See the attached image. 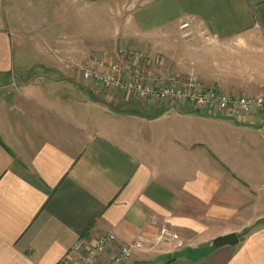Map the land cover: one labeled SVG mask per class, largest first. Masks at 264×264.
Wrapping results in <instances>:
<instances>
[{
	"label": "crops",
	"instance_id": "obj_1",
	"mask_svg": "<svg viewBox=\"0 0 264 264\" xmlns=\"http://www.w3.org/2000/svg\"><path fill=\"white\" fill-rule=\"evenodd\" d=\"M187 20L201 82L264 87V0H0V264H60L79 239L114 234L106 258L161 227L184 247L147 244L126 264H264V225L243 233L230 219L246 197L261 198L264 127L213 125L166 105L152 118L53 59L151 55L149 42H178ZM209 65L215 77L202 72ZM230 234L237 245L212 246Z\"/></svg>",
	"mask_w": 264,
	"mask_h": 264
},
{
	"label": "rangeland",
	"instance_id": "obj_2",
	"mask_svg": "<svg viewBox=\"0 0 264 264\" xmlns=\"http://www.w3.org/2000/svg\"><path fill=\"white\" fill-rule=\"evenodd\" d=\"M177 39H178V37H177ZM175 40H173V44H175V45H173V44L169 45L170 42H167L166 43L167 46L165 47V45H164V48L161 47V45L156 43V42H153V41L149 42L152 46V51H153V54H151V55L142 53L140 51H132L131 52V51H120L119 50L118 55H117L118 60L113 59L112 62H106L105 61V62L101 63L100 61H98L96 63L91 62V64H77V63H74L71 59H69V57L66 59L65 56H61V54L59 52H55L52 55H53V59L55 61H59L61 63H64L67 66L70 65L71 68H74V70L73 69H71V70H73V72L77 76H79L82 80H84L82 76H83V73L85 72L84 70H86V69H96L97 71H99V73L100 72L105 73L107 71V68L110 65L118 64L121 67H127V68H131L133 71L134 70L137 71L141 76H144V78L147 79L148 81H150L151 83H155L156 81L167 79L168 76H173V77H176L177 79L184 81L188 78V76L193 75L196 78L199 85L201 86V88L203 90H206V91L213 90V91H217V92H221V93H226V94H229V95L235 96V97H237V96L254 97L257 94L264 92V87H261V89H258V87H255V86H251V85L240 86V85H237V83L232 84L231 86H217V85L209 83L208 81H207L208 84L205 83L204 80H203V82H201L200 79L196 76L197 73L195 71V63L192 60L193 59L192 54L201 53L200 49L197 48L195 46V44L192 43V41L183 39L182 36H179L178 42H176L177 40L176 41ZM66 41L70 43V46L72 45L73 47L74 46L76 47L78 45L77 39L72 38V39H69ZM104 47L105 46L103 44L102 48H104ZM105 54L106 55L102 54L100 57L103 58L104 56H112L113 55V54L109 55V51H107V53H105ZM211 69L212 68L210 65H209V68H207V69H206V67L202 66V72L203 73H208V74H210L209 76L215 77L216 73H213V71ZM209 76L207 77L208 79H210ZM149 78H151V79H149ZM86 82L94 83V84L98 85L97 87L102 88L104 90L105 89L106 90L112 89V88H106V87H104L100 84H97L95 82H92V81H86ZM228 89H230V90H228ZM256 89H258V91H256ZM113 90H115V89H113ZM115 91L128 97V95L123 94L122 92H120L118 90H115ZM129 97L132 98L136 103H138L143 108L144 107H146V108L150 107L149 108L150 110H155V115H153V116L151 115L152 118L156 117V114H163L164 111L169 110V109L165 110V108L163 106L165 104L161 101H155V102L153 101V102L145 103L143 105L137 99H134L131 96H129ZM185 107H187V106L181 105L182 109H184ZM170 108H176V107H170ZM177 108H179V107H177ZM187 108H189V107H187ZM190 110H192V109H190ZM202 112L192 110V113H195V115H198V117H200L202 119L212 120L213 122H211V123L213 125H218V124L241 125V126H244L248 129H253V130L261 129L262 127H264V110H262L260 112H256V113L246 114V115H239V114H234V113L225 112V111L224 112L223 111L222 112L221 111H215V112H211V113H209L207 111H202ZM214 150L217 151L216 149H214ZM255 185L256 186L254 187L253 194L254 193H257V194L260 193L261 198H257L258 196L255 197L254 195L252 197H246V206H244V208L238 209L237 212L240 210L239 213L230 215V217H231L230 219H232L233 223H235L237 226H241L243 224V222H245V224L243 226H245L246 229L244 230V228H243V231H241L243 233L246 232L247 229H249V228L257 227L259 225H264V198H262V197H264V180L259 181ZM247 189H249L248 186H247ZM249 198H250L252 203L249 202ZM258 207H259V210H262V212H261V215L257 218V217H254L255 215H252L253 213L251 214V212H252V208L257 209ZM242 209L245 210V212H246L245 214L243 213ZM254 214H256V216H258L257 215L258 213H254ZM197 216L199 218H201V220H203L204 223H206V219H207L206 214H195L194 215V217H196V218H197ZM254 218H256L255 221H254ZM249 221H250V225H249ZM207 223H209V222H207ZM162 229H166L169 233L175 235L177 237V239L173 240L170 243L167 241H164V242L159 241V243H157L156 238L158 236H160V232ZM139 236H142V235H139ZM142 237H145L149 241L148 243L144 244L143 250H144L145 245H147V244L151 245L152 247L157 246L160 250L167 251L170 253L178 251L184 247V244H183L182 240L179 238V236L167 227H161L159 229L156 237H154L153 239L146 237V236H142ZM151 241H153V242H151ZM154 243H155V245H154ZM70 251H69V253H70ZM136 252H139V251H136ZM115 253H116V251L114 250L113 254H115ZM104 255L101 256V262L102 263L108 261V259L110 257V255H109L108 257L105 258Z\"/></svg>",
	"mask_w": 264,
	"mask_h": 264
},
{
	"label": "built area",
	"instance_id": "obj_3",
	"mask_svg": "<svg viewBox=\"0 0 264 264\" xmlns=\"http://www.w3.org/2000/svg\"><path fill=\"white\" fill-rule=\"evenodd\" d=\"M192 24L189 20L182 22L178 29L183 39L192 40ZM201 45L210 46L214 39L211 36L201 34L199 36ZM83 73L85 81H92L106 88H112L133 97L141 104L161 101L169 107L187 106L194 111H225L239 115L256 113L264 110V92L254 97L231 96L213 90H203L193 75L186 80H180L173 76L167 79L151 83L144 76L131 68L121 67L118 64L110 65L105 73L96 69H86ZM151 79V78H149ZM147 105V104H146ZM191 110V111H192ZM203 113V112H202ZM177 237L162 229L156 242H172ZM149 241L139 236L132 243L119 244L116 253L109 257L108 261L102 263L101 256L116 243L114 234H106L88 242L79 239L72 247L70 253L60 264H126L134 252L143 250L145 243Z\"/></svg>",
	"mask_w": 264,
	"mask_h": 264
},
{
	"label": "water",
	"instance_id": "obj_4",
	"mask_svg": "<svg viewBox=\"0 0 264 264\" xmlns=\"http://www.w3.org/2000/svg\"><path fill=\"white\" fill-rule=\"evenodd\" d=\"M237 244H238L237 236L234 234H230V235L221 236V237L216 238L213 241L212 246L214 248H221L224 246H235Z\"/></svg>",
	"mask_w": 264,
	"mask_h": 264
}]
</instances>
